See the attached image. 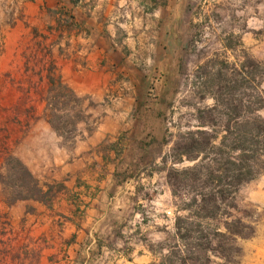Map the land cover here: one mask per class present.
Listing matches in <instances>:
<instances>
[{"label": "crops", "instance_id": "0c3cea01", "mask_svg": "<svg viewBox=\"0 0 264 264\" xmlns=\"http://www.w3.org/2000/svg\"><path fill=\"white\" fill-rule=\"evenodd\" d=\"M188 2L0 0V173L14 157L41 184L60 186L49 204L7 206L0 182V219L16 239V247H0V264L151 262L145 247L125 253L111 240L122 205L150 201L159 158L146 160L145 141L159 139L154 124L185 47ZM249 50L264 56L261 46ZM49 69L85 99L70 146L46 116ZM252 199L264 206V191ZM141 222L134 220V230ZM43 237L51 243L41 246ZM248 248L256 253L246 264H264V247Z\"/></svg>", "mask_w": 264, "mask_h": 264}, {"label": "trees", "instance_id": "16d2710c", "mask_svg": "<svg viewBox=\"0 0 264 264\" xmlns=\"http://www.w3.org/2000/svg\"><path fill=\"white\" fill-rule=\"evenodd\" d=\"M211 69V106L196 110V130L180 134L166 157L170 160L166 181L182 215L174 218L167 253L159 264H216V259L239 264V243L256 232L258 220L238 215L237 197L244 185L264 177V116L259 114L264 108V65L244 52L238 68L220 62ZM47 78V93L51 95L46 116L62 136L63 126L75 130L81 110L76 120L62 121L61 125L57 112H65L70 104L74 110L81 99L53 76L51 69ZM4 166L0 182L12 195L7 206L16 200L51 202L53 185L41 184L14 157H8ZM9 237L10 224L0 219V247L10 246L13 238Z\"/></svg>", "mask_w": 264, "mask_h": 264}, {"label": "rangeland", "instance_id": "374dc122", "mask_svg": "<svg viewBox=\"0 0 264 264\" xmlns=\"http://www.w3.org/2000/svg\"><path fill=\"white\" fill-rule=\"evenodd\" d=\"M186 9L182 14L183 21L188 24L183 38L185 47L183 52L178 53L179 59L169 71L167 77L169 89L164 97L165 103L159 122L157 125L154 124L159 139L145 141L146 160L156 161L159 158L158 164L151 166L153 182L149 193L150 201L144 204L129 201L125 207L122 205L120 225L111 240L114 247L119 245L120 250L125 253H128L129 249L145 247L152 257L148 264H159L161 257L167 253L166 243L173 233L174 218L182 215L174 205L166 181V171L170 167V160L166 157L174 143L179 142L180 134L196 130L198 122L196 110L211 106V72H213L211 68L220 62L238 68L243 61L244 52L256 61L263 62L264 65V56L253 55L249 50L250 47L255 46L264 49V0H189ZM12 18L8 16L7 22ZM50 95L47 93L45 96L47 101ZM152 95L153 91L149 92L151 98ZM22 97L28 99L29 95L23 93ZM80 99V106L74 110L70 109L72 104H67L65 112H57V122L60 125L62 121L76 120L75 115L79 110L81 112L78 114V121L85 119L83 110L85 99ZM67 113L69 116L65 117ZM61 134L64 143L70 146L76 134V126L75 130L63 126ZM9 182L6 180L8 185ZM51 185L54 186L56 194L60 186ZM6 190L7 198L10 199L12 195H9L8 188ZM261 191H264V177L247 183L238 193V215L247 220H258L254 237L239 243L242 249L239 264H246L249 255L251 259L254 257L256 250L248 247H264V206L252 201V195ZM167 211H170L169 215ZM142 217H145L146 222L143 224L145 226L141 222V228L136 227L137 229L134 230V220L138 221ZM114 221H116L115 217ZM12 238L9 247H16V239L9 237ZM38 243L47 246L51 240L48 242L43 237ZM249 250L252 253H247ZM214 261L216 264H223L219 259Z\"/></svg>", "mask_w": 264, "mask_h": 264}, {"label": "built area", "instance_id": "2783aa9c", "mask_svg": "<svg viewBox=\"0 0 264 264\" xmlns=\"http://www.w3.org/2000/svg\"><path fill=\"white\" fill-rule=\"evenodd\" d=\"M167 214L169 215L170 214V211H167Z\"/></svg>", "mask_w": 264, "mask_h": 264}]
</instances>
